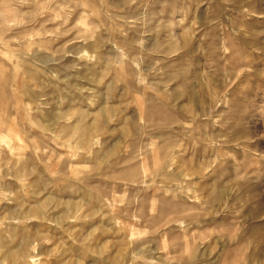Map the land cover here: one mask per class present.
<instances>
[{
	"label": "rangeland",
	"instance_id": "obj_1",
	"mask_svg": "<svg viewBox=\"0 0 264 264\" xmlns=\"http://www.w3.org/2000/svg\"><path fill=\"white\" fill-rule=\"evenodd\" d=\"M0 264H264V0H0Z\"/></svg>",
	"mask_w": 264,
	"mask_h": 264
}]
</instances>
